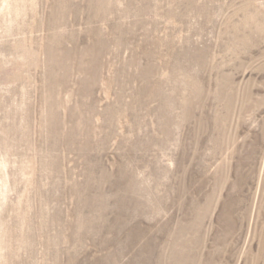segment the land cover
<instances>
[{
	"label": "rangeland",
	"instance_id": "1",
	"mask_svg": "<svg viewBox=\"0 0 264 264\" xmlns=\"http://www.w3.org/2000/svg\"><path fill=\"white\" fill-rule=\"evenodd\" d=\"M0 264H264V0H0Z\"/></svg>",
	"mask_w": 264,
	"mask_h": 264
}]
</instances>
